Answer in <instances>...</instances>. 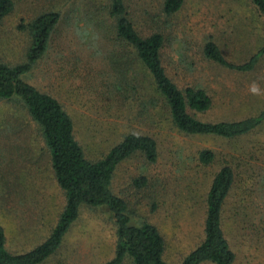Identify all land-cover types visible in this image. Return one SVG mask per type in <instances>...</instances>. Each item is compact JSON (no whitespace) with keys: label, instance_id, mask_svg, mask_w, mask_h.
<instances>
[{"label":"rangeland","instance_id":"rangeland-1","mask_svg":"<svg viewBox=\"0 0 264 264\" xmlns=\"http://www.w3.org/2000/svg\"><path fill=\"white\" fill-rule=\"evenodd\" d=\"M13 1L15 9L0 31V59L10 64L23 61L30 40L19 27L44 12L58 11L63 19L53 33L54 52L28 81L80 111L83 133L98 144L102 140H93L90 126L94 121L101 123L108 143L94 147L91 156L102 158L121 131L108 113L110 109L116 112L118 97L101 100L81 88L79 76L107 79L118 73L115 68L120 65L107 59L108 52L118 51V46L106 37L109 31L98 30L94 21L109 0ZM126 1L130 19L142 37L164 36L161 61L168 76L182 90L200 87L211 97L212 109L193 115L217 123L242 120L264 110V56L255 70L243 74L204 55L210 41L229 62L245 63L257 53L264 43V20L250 0H186L173 16L163 12L165 0ZM71 87L77 94L67 92ZM74 95L80 106L65 101ZM124 114L137 131L156 135L159 158L154 164L139 156L122 163L114 176L113 191L127 202L133 224L148 222L158 228L166 241L167 263L181 264L203 242L207 194L214 175L229 163L238 181L224 208L223 228L236 254L234 264H264V126L249 136L225 140L185 136L165 119L160 125L146 126L148 122L137 118L135 111L124 109ZM205 150L216 155L212 165L204 166L198 160ZM142 178L146 184L135 186V180ZM64 205L38 128L20 105L0 100V223L9 238L8 250L24 251L43 242ZM116 237L111 212L85 207L59 252L46 264H104L114 256Z\"/></svg>","mask_w":264,"mask_h":264},{"label":"trees","instance_id":"trees-1","mask_svg":"<svg viewBox=\"0 0 264 264\" xmlns=\"http://www.w3.org/2000/svg\"><path fill=\"white\" fill-rule=\"evenodd\" d=\"M250 1L264 20V0ZM185 3L186 0H165L163 12L166 16L176 15ZM14 9L13 0H0V31ZM103 10L100 18H94V21L98 30L103 28L109 31L106 37L118 46V51L111 50L107 54V59L120 65L115 68L118 73L107 79L101 75L91 77L83 73L79 76L83 81L81 88L85 87L101 100L108 97L114 100L112 97H118L116 105L119 107L115 108L116 112L110 109L108 113L121 131L116 134L118 138L114 139L111 146H107V153L102 158L93 159L91 156L94 147L108 143L101 123L94 121L90 126L93 140H102L98 144L83 133L80 111L74 108L71 110L55 94L40 90L28 81L35 69L40 68L41 62H45L53 51V33L63 19L58 11L44 12L27 26L19 27L30 40L23 61L10 64L0 59V100L20 105L38 128L50 157L54 178L65 198L57 223L50 228L46 239L31 249L17 252L8 250L9 238L0 223V264H46L59 252L85 207L106 208L115 219V253L104 264H124L127 261L131 264H168L165 259L166 241L158 228L148 222L133 224L127 202L113 191L114 176L122 163L139 156L154 164L159 158L156 135L151 131H137L132 120L125 117L124 109L135 111L137 118L141 117L142 122H148L146 126L160 125L162 119H165L173 130L185 136L234 140L249 136L264 126V110L254 116L229 122L211 123L197 118L192 112L207 113L212 109L213 101L203 88L190 86L182 90L168 76L161 61L164 36L154 33L142 37L130 19L126 0H109ZM204 55L221 67L245 74L255 70L258 60L264 56V43L252 58L241 64L229 62L213 41L205 45ZM129 70L133 73L128 74ZM67 92L77 94L72 87ZM66 100L72 107L81 105L77 95ZM125 127L130 130H125ZM198 155L199 162L204 166L216 161L213 151L205 150ZM237 181L236 170L229 163L214 175L206 199L203 242L181 264L236 262V254L223 228V218L226 202ZM145 184V178L134 182L137 187Z\"/></svg>","mask_w":264,"mask_h":264}]
</instances>
